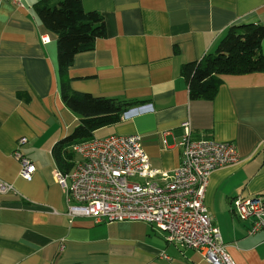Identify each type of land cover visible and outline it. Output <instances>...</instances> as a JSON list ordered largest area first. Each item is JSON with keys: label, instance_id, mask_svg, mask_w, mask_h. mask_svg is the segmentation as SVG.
I'll return each instance as SVG.
<instances>
[{"label": "crops", "instance_id": "crops-1", "mask_svg": "<svg viewBox=\"0 0 264 264\" xmlns=\"http://www.w3.org/2000/svg\"><path fill=\"white\" fill-rule=\"evenodd\" d=\"M38 1L18 7L0 0V179L15 187L0 194V264H212L147 222L68 216L52 149L80 116L61 98L56 35L37 16ZM82 4L103 16L106 35L74 57L71 89L144 101L94 137L138 133L152 166L168 173L182 160L185 120L194 138L233 143L239 159L211 173L204 202L236 264H264V229L249 234L250 221L231 207L237 195L264 193V72L222 75L213 99H192L182 73L185 64L213 53L230 27L264 26V0ZM17 147L35 167L31 179L21 175Z\"/></svg>", "mask_w": 264, "mask_h": 264}, {"label": "built area", "instance_id": "built-area-1", "mask_svg": "<svg viewBox=\"0 0 264 264\" xmlns=\"http://www.w3.org/2000/svg\"><path fill=\"white\" fill-rule=\"evenodd\" d=\"M10 1L25 7L27 0ZM42 40L49 42L47 37ZM182 126L178 143L182 160L170 173L152 166L138 133L94 137L73 145L71 169L64 172L57 166L54 171L65 191L67 214L71 219L92 217L98 223L147 222L164 231L168 242L200 251L212 264H236L204 199L211 173L237 162V148L231 142L194 138L189 120ZM26 141L22 138L19 144ZM15 157L21 162V175L31 179L35 167L18 147ZM13 192V184L0 179V194ZM231 207L239 220L250 221L249 234L264 229V193L237 195Z\"/></svg>", "mask_w": 264, "mask_h": 264}, {"label": "trees", "instance_id": "trees-1", "mask_svg": "<svg viewBox=\"0 0 264 264\" xmlns=\"http://www.w3.org/2000/svg\"><path fill=\"white\" fill-rule=\"evenodd\" d=\"M34 10L47 30L56 35L60 95L79 124L52 149L57 166L67 172L75 157L72 146L94 138V133L117 124L128 108L143 100H119L74 91L69 84V66L74 57L94 49L96 41L106 35L105 20L97 11H86L82 0H39ZM264 26H232L216 50L201 60L187 63L182 73L189 81L192 99H213L224 74L264 72Z\"/></svg>", "mask_w": 264, "mask_h": 264}, {"label": "rangeland", "instance_id": "rangeland-1", "mask_svg": "<svg viewBox=\"0 0 264 264\" xmlns=\"http://www.w3.org/2000/svg\"><path fill=\"white\" fill-rule=\"evenodd\" d=\"M104 131H105V130L100 131V132L96 133V135H97V136H100V135H102V133H103Z\"/></svg>", "mask_w": 264, "mask_h": 264}]
</instances>
